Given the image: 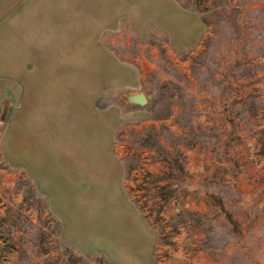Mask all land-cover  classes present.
Wrapping results in <instances>:
<instances>
[{"label": "rangeland", "instance_id": "374dc122", "mask_svg": "<svg viewBox=\"0 0 264 264\" xmlns=\"http://www.w3.org/2000/svg\"><path fill=\"white\" fill-rule=\"evenodd\" d=\"M45 2L0 0V264H112L62 241V223L47 198L12 161L13 135H20L14 125L22 120L13 55L29 61L34 44L48 46L43 51L57 58L53 48L69 40L67 23L53 20ZM170 2L160 5L159 19L175 23L173 37L152 23L142 27V8L132 4L113 24H102L100 53H85V60L100 57L99 69L84 70L86 88L96 92L99 78L94 105L102 125L103 115L113 116L111 155L127 199H103L102 210L87 215L92 221L107 216L104 232L119 246L144 244L150 237L136 221V208L150 236L156 234L152 264H264V0ZM143 7L151 11L153 0ZM175 7L199 15L197 43L185 33L187 22L176 23ZM134 91L145 93L148 102L127 103L122 96ZM53 139L59 140L55 134ZM108 239L104 235L103 242Z\"/></svg>", "mask_w": 264, "mask_h": 264}, {"label": "crops", "instance_id": "0c3cea01", "mask_svg": "<svg viewBox=\"0 0 264 264\" xmlns=\"http://www.w3.org/2000/svg\"><path fill=\"white\" fill-rule=\"evenodd\" d=\"M45 1L46 6L49 4L53 10V20L61 18L67 23L65 27L69 32L65 36L69 40L64 42L65 45L53 48L57 58L51 52L43 51L48 50V46L34 47V44L29 48V61H21L17 54L13 55L12 85L14 88L19 86L22 91L18 97V113L22 120L21 126L18 124L16 128L14 125V129H20V135H13L12 161L26 169L36 189L47 198L48 206L62 223V241L80 254L97 253L112 264H152L156 234L152 231L150 236L149 225L130 203L128 205L133 207L137 223L150 237L147 239L146 236L144 244L132 241L127 243L128 246H119L110 240L109 233V239L103 242L109 218L101 215L92 221L90 214L87 215L92 208L102 210L103 199L114 202L119 196L126 203L127 199L121 185L122 170L116 156L111 155L113 148L109 133L114 125L113 116L103 115L106 119L103 118L102 125L101 113L94 105L101 89L99 78L95 79L98 85L96 92L86 88L90 78L85 79L84 70L90 66L99 69L100 57L85 60L84 56L90 52L100 53L96 38L102 24H113L118 15L133 8L132 4L142 8L138 13L142 27L152 23L173 37L178 31L175 23L172 25L163 18L159 19L160 5L170 0H153L154 8L148 12L143 7L148 0ZM56 6H59L58 11H54ZM129 6L131 8L128 9ZM175 9L176 23L179 20L187 22L184 24V27L188 26L185 33L191 43H197L202 27L199 15L184 12L178 7ZM118 10L122 11L119 13ZM150 13L155 22H149ZM0 53H3L1 47ZM3 62L0 55V91L5 82ZM91 84L95 83L91 81ZM58 87L62 92L56 93ZM58 110L61 111L60 117ZM53 134L59 140H54ZM88 224H98V228L88 230Z\"/></svg>", "mask_w": 264, "mask_h": 264}, {"label": "water", "instance_id": "95a60500", "mask_svg": "<svg viewBox=\"0 0 264 264\" xmlns=\"http://www.w3.org/2000/svg\"><path fill=\"white\" fill-rule=\"evenodd\" d=\"M122 97H124L126 102L129 104H137L143 106L148 102V98L143 92H128Z\"/></svg>", "mask_w": 264, "mask_h": 264}, {"label": "built area", "instance_id": "2783aa9c", "mask_svg": "<svg viewBox=\"0 0 264 264\" xmlns=\"http://www.w3.org/2000/svg\"><path fill=\"white\" fill-rule=\"evenodd\" d=\"M184 229H185V231H183V234H184L183 237L185 240L189 241L191 239V232L186 228H184Z\"/></svg>", "mask_w": 264, "mask_h": 264}, {"label": "trees", "instance_id": "16d2710c", "mask_svg": "<svg viewBox=\"0 0 264 264\" xmlns=\"http://www.w3.org/2000/svg\"><path fill=\"white\" fill-rule=\"evenodd\" d=\"M204 11V9H200V12H203Z\"/></svg>", "mask_w": 264, "mask_h": 264}]
</instances>
